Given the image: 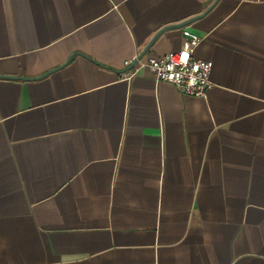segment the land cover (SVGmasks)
I'll use <instances>...</instances> for the list:
<instances>
[{"label":"crops","instance_id":"1","mask_svg":"<svg viewBox=\"0 0 264 264\" xmlns=\"http://www.w3.org/2000/svg\"><path fill=\"white\" fill-rule=\"evenodd\" d=\"M0 0V264H264V0ZM203 38L206 98L124 63Z\"/></svg>","mask_w":264,"mask_h":264},{"label":"built area","instance_id":"2","mask_svg":"<svg viewBox=\"0 0 264 264\" xmlns=\"http://www.w3.org/2000/svg\"><path fill=\"white\" fill-rule=\"evenodd\" d=\"M203 38L190 32L183 31V46L178 52L169 53L161 58L149 57L146 60L136 56L124 63L126 68H133L134 74H123L130 79L139 74L142 69H149L158 83H169L181 90L185 95L206 98L212 88L211 73L213 63L194 58V52Z\"/></svg>","mask_w":264,"mask_h":264},{"label":"water","instance_id":"3","mask_svg":"<svg viewBox=\"0 0 264 264\" xmlns=\"http://www.w3.org/2000/svg\"><path fill=\"white\" fill-rule=\"evenodd\" d=\"M220 0H217L207 11V13L219 2ZM207 13H205L204 15L200 16V17H196V18H193V19H190L189 21H186L184 23H181L179 25H172V26H168V27H165L164 29H162L159 33H157V35L153 38V40L150 42V44L146 47L145 51L143 52V54L141 55V58L144 57V55H146L148 53V51L151 49L152 45L154 43H156V41L164 34L166 33L167 31L169 30H173V29H178V28H183L187 25H190L192 23H194L195 21L199 20L200 18L204 17ZM140 58V59H141Z\"/></svg>","mask_w":264,"mask_h":264}]
</instances>
